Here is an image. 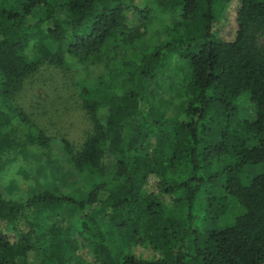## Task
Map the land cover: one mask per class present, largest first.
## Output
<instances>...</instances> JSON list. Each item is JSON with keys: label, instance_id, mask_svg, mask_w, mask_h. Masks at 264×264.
I'll use <instances>...</instances> for the list:
<instances>
[{"label": "trees", "instance_id": "16d2710c", "mask_svg": "<svg viewBox=\"0 0 264 264\" xmlns=\"http://www.w3.org/2000/svg\"><path fill=\"white\" fill-rule=\"evenodd\" d=\"M232 1L0 0V172L11 151L49 147L12 102L67 56L107 73L82 92L92 134L66 152L79 173L116 159L80 195L0 194V264H264V0H236L226 36Z\"/></svg>", "mask_w": 264, "mask_h": 264}, {"label": "rangeland", "instance_id": "374dc122", "mask_svg": "<svg viewBox=\"0 0 264 264\" xmlns=\"http://www.w3.org/2000/svg\"><path fill=\"white\" fill-rule=\"evenodd\" d=\"M144 1L135 0L134 4L144 9ZM236 5L237 1L233 0L228 21L220 32L226 36L235 31ZM126 14L129 28H138L142 24L141 17L132 10ZM156 27L155 24L152 29ZM150 35L148 32V41ZM145 40L147 41V37ZM141 48L145 46L141 45ZM66 59V64L61 68L50 65L41 67L36 74L22 83L13 99V106L21 109L30 122L44 132L50 143L48 148L27 146L16 149L4 158V168L0 172V194L5 198L25 201L33 194L44 190H56L60 195H80V192L86 191L82 183L86 175L110 176L116 169V159L109 154L104 161L103 170L79 173L73 162L74 156L66 152L65 142L76 153L92 134L93 122L83 109L82 92L98 85L107 73L105 63L85 65L75 62L69 56ZM159 83V91L162 92L163 87V98L169 101L171 95L168 82L164 78ZM238 106L242 119H255L256 109L249 97H242ZM106 116L107 109L99 111L98 119L101 122L105 121ZM15 123L18 126L17 121ZM213 189L220 192L221 187L218 185ZM232 204L230 216L222 223L232 222L242 213L240 206L234 201ZM84 253L89 256L87 251Z\"/></svg>", "mask_w": 264, "mask_h": 264}]
</instances>
